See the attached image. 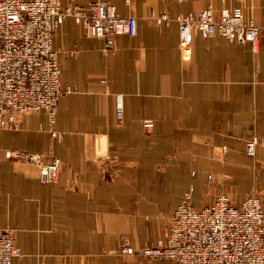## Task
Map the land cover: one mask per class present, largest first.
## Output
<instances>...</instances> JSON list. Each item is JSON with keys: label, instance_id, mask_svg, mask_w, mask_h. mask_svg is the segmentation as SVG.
<instances>
[{"label": "crops", "instance_id": "crops-1", "mask_svg": "<svg viewBox=\"0 0 264 264\" xmlns=\"http://www.w3.org/2000/svg\"><path fill=\"white\" fill-rule=\"evenodd\" d=\"M94 2L135 18L136 36H118L106 50L66 18L53 48L61 87L73 92L60 98L52 124L40 112L0 130V226L14 230L22 252L13 264H170L100 253L118 247L119 233L131 247L165 243L184 192L193 187L195 208L210 203L220 185L207 176L219 170L236 203L263 193L264 213V146L254 157L245 150L264 140V0H59L63 8ZM208 5L215 18L240 8L260 28L256 49L195 35L181 51L177 17ZM163 14L168 22L155 23ZM8 150L58 158L56 180L43 186L38 168L12 163Z\"/></svg>", "mask_w": 264, "mask_h": 264}, {"label": "built area", "instance_id": "built-area-1", "mask_svg": "<svg viewBox=\"0 0 264 264\" xmlns=\"http://www.w3.org/2000/svg\"><path fill=\"white\" fill-rule=\"evenodd\" d=\"M124 2L128 6L132 0ZM66 18L77 22L87 36L102 40L106 50L114 47L116 37L133 38L137 33L135 18L120 17L116 8L105 2L63 8L59 0H0V130L13 122L16 114L27 112L40 89H47L41 110L53 123L60 97L70 93V88L61 87L57 52L53 48L55 31ZM154 19L157 24L168 22L165 14ZM177 24L181 51L191 46L195 35L220 36L230 44H249L253 49L259 43L260 28L253 20H247L240 8L222 9L215 18L208 5L195 16L179 15ZM24 95L27 96L23 98ZM116 111L121 118V95L116 96ZM51 135L54 137V132ZM255 145L256 142L246 143L248 156H255ZM6 156L37 164L42 161L37 154L13 150L7 151ZM58 168L57 160L43 166L41 181L51 183ZM190 200L188 193L169 219L167 242L158 248L144 249L139 255L172 264H264V213L258 196H248L238 206L221 196L198 210ZM17 256L13 238L0 227V264H12Z\"/></svg>", "mask_w": 264, "mask_h": 264}, {"label": "rangeland", "instance_id": "rangeland-1", "mask_svg": "<svg viewBox=\"0 0 264 264\" xmlns=\"http://www.w3.org/2000/svg\"><path fill=\"white\" fill-rule=\"evenodd\" d=\"M235 8V7H234ZM237 8V7H236ZM264 27V26H263ZM105 48V47H104ZM37 92H39V97L36 99V101H34L33 103H30L29 106H27V112L23 113V112H20L18 114L15 115V118H14V121L13 122H8L7 123V126H5V128L3 129H16L19 124H20V121L22 118H24L25 116H32V115H35V114H38L40 112H44V110H41L42 109V106H44L45 104V94L47 92V89H40L38 90ZM73 90L70 89V93H72ZM70 93H67V94H70ZM27 95H24L23 98H25ZM63 96V95H62ZM61 96V97H62ZM117 96V95H116ZM116 96H115V99H114V102H115V108H116ZM60 97V98H61ZM60 100V99H59ZM123 108V106H122ZM45 113V112H44ZM46 114V113H45ZM122 116V115H121ZM122 119L119 118V121ZM143 126L145 128H151L153 126L152 122L151 121H144L143 122ZM1 129V130H3ZM54 137H52L54 140H58L61 138L60 134H58L57 132H54ZM247 142H256V145H255V155H256V149L257 147H263L264 146V140H258L256 138L254 139H251L249 141H246L245 142V146H246V143ZM10 151V150H8ZM7 152V151H6ZM4 152V157H5V153ZM18 152H21V151H18ZM23 154H26L28 152H22ZM28 154H34V153H28ZM41 157L42 161H40L38 164L37 162H34V161H30V162H27L25 159L23 158H18V157H5L7 160L11 161L12 163L14 164H17V165H33V166H36L38 168V178H39V181L40 183L43 185V186H47L48 184H44L42 181H41V178H40V174H41V169L43 168V166H45L46 164H50L54 161H59V167H60V160L58 158H55V157H51V160H50V163H44L43 162V156L40 155V154H37ZM27 162V163H25ZM45 164V165H44ZM226 172V170H219V171H216L215 173L213 172H210V174L207 176V181L209 184H218L220 185V190H218L219 192H216L215 196L212 201L210 203H207L205 204L204 206H207L209 204H211L213 202L214 199L216 198H219L221 196H225V197H228L232 204L238 206L239 204L236 203L233 198H232V194L230 192H225L226 190H229V187H230V179H228V176L226 177V175H224V173ZM59 174V168H58V172H57V175H56V178ZM105 172H104V178H107V176L105 177ZM237 175V174H236ZM231 177V176H230ZM54 177V180L51 181V182H54L55 179ZM137 186V185H136ZM135 186V187H136ZM134 187V186H133ZM139 187V186H138ZM136 187V188H138ZM188 193H191V200H190V204L193 206L192 204V198H193V187L190 185L189 188L184 192L183 196H182V201L181 203L183 202V199H184V196ZM258 196L262 202V198H263V193L259 192V191H255V189H253V191H251L248 195V196ZM246 197V198H247ZM180 203V204H181ZM202 206V207H204ZM200 207V208H202ZM195 208V207H194ZM200 208H195V209H200ZM262 208V206H261ZM171 217H169L167 219V224L169 226V219ZM2 229L6 230L7 232L10 233L11 237L13 238V241H14V244H15V248L18 250V256L15 257L13 260H12V264L14 263V261L16 260H19L21 257H22V252L20 250V248L18 247V245L16 244V241H15V235H14V230L12 229H8V228H4L2 226H0ZM167 230H168V227H167ZM126 233H119L118 234V247L116 248H113V249H102L100 255L105 257L106 259L110 260V261H113V258H119L121 260L123 259H129L128 261L130 260H133V259H140V261L142 263H148V262H168L170 264H172L170 261H166V260H160V259H156V258H153V259H150V258H145L140 254V252L144 249H150V248H158L159 245H164L166 242H167V239H166V242L165 243H162V242H158L156 243L155 245H149V246H145V247H140V246H135V247H131L127 238H126ZM168 235V234H167Z\"/></svg>", "mask_w": 264, "mask_h": 264}]
</instances>
